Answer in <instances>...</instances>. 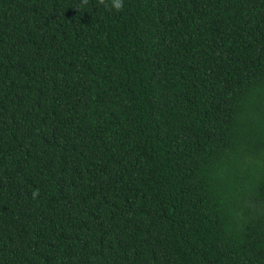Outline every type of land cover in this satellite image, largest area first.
I'll use <instances>...</instances> for the list:
<instances>
[{
    "label": "trees",
    "instance_id": "trees-1",
    "mask_svg": "<svg viewBox=\"0 0 264 264\" xmlns=\"http://www.w3.org/2000/svg\"><path fill=\"white\" fill-rule=\"evenodd\" d=\"M80 3L0 0V264H264V0Z\"/></svg>",
    "mask_w": 264,
    "mask_h": 264
},
{
    "label": "clouds",
    "instance_id": "clouds-1",
    "mask_svg": "<svg viewBox=\"0 0 264 264\" xmlns=\"http://www.w3.org/2000/svg\"><path fill=\"white\" fill-rule=\"evenodd\" d=\"M89 3V0H81L80 5H78V8H82L87 6ZM99 4L104 5L105 7H114L116 10H122L123 9V0H112L111 5H109L108 0H99ZM39 189H36L33 191L32 196L33 198L39 197Z\"/></svg>",
    "mask_w": 264,
    "mask_h": 264
}]
</instances>
